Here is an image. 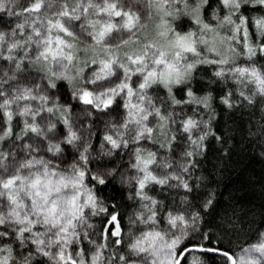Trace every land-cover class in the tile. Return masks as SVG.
<instances>
[{"label":"clouds","instance_id":"clouds-1","mask_svg":"<svg viewBox=\"0 0 264 264\" xmlns=\"http://www.w3.org/2000/svg\"><path fill=\"white\" fill-rule=\"evenodd\" d=\"M0 264H264V0H0Z\"/></svg>","mask_w":264,"mask_h":264},{"label":"trees","instance_id":"trees-1","mask_svg":"<svg viewBox=\"0 0 264 264\" xmlns=\"http://www.w3.org/2000/svg\"><path fill=\"white\" fill-rule=\"evenodd\" d=\"M254 163H255L254 158L253 159H250V160H248L246 166H252ZM190 243H192V242L190 241Z\"/></svg>","mask_w":264,"mask_h":264}]
</instances>
